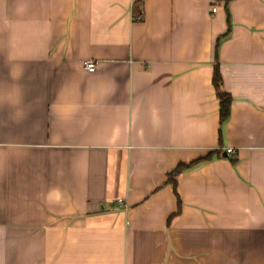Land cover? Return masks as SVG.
Segmentation results:
<instances>
[{"label": "crops", "instance_id": "obj_1", "mask_svg": "<svg viewBox=\"0 0 264 264\" xmlns=\"http://www.w3.org/2000/svg\"><path fill=\"white\" fill-rule=\"evenodd\" d=\"M0 264H264V0H0Z\"/></svg>", "mask_w": 264, "mask_h": 264}, {"label": "trees", "instance_id": "obj_2", "mask_svg": "<svg viewBox=\"0 0 264 264\" xmlns=\"http://www.w3.org/2000/svg\"><path fill=\"white\" fill-rule=\"evenodd\" d=\"M231 33V27H229L228 31L222 35L218 42H217V50L219 48V45L222 41L223 38L227 37L229 34ZM213 82H214V85L217 89V95L221 101V110H220V113H221V121L222 123H224L230 116L231 114V104H232V96L230 93H228L227 91H225L223 89V77H222V74L220 72V69L218 66H216V69H215V73H214V78H213ZM213 153H210L208 154L207 156L205 157H202V158H199L195 161H192L190 163H179L178 166L169 174V182L172 184L173 186V192L176 196V199H177V203H178V210L170 217V220L181 213L182 211V205H183V202H182V199H181V196L179 194V191H178V180H177V177L182 173L184 172L185 170L193 167L194 165L198 164L199 162H202V161H205V160H209L212 158L213 156Z\"/></svg>", "mask_w": 264, "mask_h": 264}, {"label": "built area", "instance_id": "obj_3", "mask_svg": "<svg viewBox=\"0 0 264 264\" xmlns=\"http://www.w3.org/2000/svg\"><path fill=\"white\" fill-rule=\"evenodd\" d=\"M217 10V7H214L213 8V11H216ZM84 66L87 70L91 71V72H94L98 69V63L95 61V60H92V59H88V60H85L84 61ZM227 152L228 153H233L235 154L236 153V150L233 149V148H228L227 149ZM119 202L121 204H124V201L123 200H119Z\"/></svg>", "mask_w": 264, "mask_h": 264}]
</instances>
